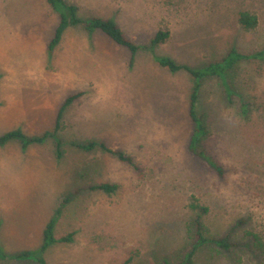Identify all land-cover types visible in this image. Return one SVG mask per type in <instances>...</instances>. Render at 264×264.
<instances>
[{
    "label": "rangeland",
    "instance_id": "rangeland-1",
    "mask_svg": "<svg viewBox=\"0 0 264 264\" xmlns=\"http://www.w3.org/2000/svg\"><path fill=\"white\" fill-rule=\"evenodd\" d=\"M79 17L115 20L140 48L134 60L99 30L71 27L49 55L59 15L48 0H0V137L52 136L0 145V247L9 264H264V59L236 63L226 100L204 84L198 114L210 134L190 150L195 79L159 58L201 70L232 49L264 50V0H68ZM256 15L246 31L239 13ZM170 39L150 42L158 30ZM226 91V90H225ZM84 92L58 115L69 96ZM91 142L123 151L136 171ZM118 185L107 194L90 187ZM65 200H67L65 202ZM198 207V209H196ZM195 208V209H194ZM201 208L208 209L205 214ZM59 215V216H58ZM74 233L42 251L45 229ZM202 224L206 242L188 262ZM5 243V244H4ZM10 247L7 252L4 248ZM7 247V248H8ZM31 256L17 259L21 253Z\"/></svg>",
    "mask_w": 264,
    "mask_h": 264
},
{
    "label": "trees",
    "instance_id": "trees-1",
    "mask_svg": "<svg viewBox=\"0 0 264 264\" xmlns=\"http://www.w3.org/2000/svg\"><path fill=\"white\" fill-rule=\"evenodd\" d=\"M48 2L53 8V10L59 15V24L56 28L54 37L48 46V52L50 56L62 42L63 37L67 32V30L71 27H76L79 25H84L86 30L91 33L96 30L101 31L118 46L127 49L132 56V60H134L135 55L139 52L140 50L139 46L130 37L127 36L123 28L115 20L102 18V17H92L88 20H83L79 17V7L69 2L68 0H48ZM238 23L244 30L252 31L258 27L259 20L256 15H253L249 12H240ZM170 37H171L170 31H163L161 29L158 30L150 42V48L160 46L161 44L167 42L170 39ZM258 58L264 59V50L252 56H247L241 54L236 49H232L221 61L212 62L207 67L201 70H195L185 64L184 65L178 64L174 60L167 57L158 59L159 65H161L164 68H167L169 71L175 73L184 70L188 72L195 79V87L190 98L189 117L190 120L195 124L196 130L190 142L191 144L190 150L196 156L209 161L210 164L220 174H222L221 167L217 166L214 162H212L203 151H199V145L201 144L202 139L206 136H209L210 134L209 126L206 123L205 116L198 114L199 98L201 96V91L203 89L204 84H207L206 82L217 79L220 81V88H223V91L226 94V99H227L226 101L228 103H231L229 99V96H232L230 93L231 91L228 92L227 90L233 89L235 91V87L230 86L226 88V86H229V82L232 84L234 75L231 76V74L234 71V67L236 63L241 60L258 59ZM83 95L84 92H79L77 94L69 96L60 109L58 119L59 120L61 119L62 115L64 114V111L67 109L68 106H70L75 100L81 98ZM50 136H52V134L46 133L43 137L29 138L21 130H16L2 135L0 137V145L6 144L7 142L13 140H17L22 143L23 147H27L34 143H42L45 139H47ZM97 147H100L102 150L106 151L111 155L117 156L121 162L130 165L136 171L140 170V167L138 166L135 159L123 151L110 148L105 144L99 145L96 142H91L88 145L81 146L82 149L87 151H91ZM118 188H119L118 185L109 184V183H104L101 185H95L90 187L91 190H101L103 192H106L107 194H113L118 190ZM66 201L67 200H65V202ZM194 207L196 208V206ZM196 209H198V207ZM201 211H203V213L205 214L206 212H208V209L201 208ZM55 224H56V220L52 219L45 229L42 251H46L49 246L55 243H69L73 241L74 233H71L67 237H63L59 240L55 239V237L53 236ZM197 226H199L200 228L199 232H197V237L200 242L194 244V248L190 251L189 255H187L188 262L192 263V260L196 255V252L199 250V247L206 242L214 243L223 248L230 247L226 239H217L214 237L205 236L203 234L202 224L200 221L197 222ZM254 238L256 242L255 243L256 247L264 255V243L259 238V236L255 235ZM30 256L31 254L27 252L21 254L19 253L15 257L17 259H24ZM0 258H6V254L2 251L1 247H0ZM129 262L130 260L125 264H128ZM39 263L46 264V262L43 259H40Z\"/></svg>",
    "mask_w": 264,
    "mask_h": 264
},
{
    "label": "crops",
    "instance_id": "crops-1",
    "mask_svg": "<svg viewBox=\"0 0 264 264\" xmlns=\"http://www.w3.org/2000/svg\"><path fill=\"white\" fill-rule=\"evenodd\" d=\"M5 244V243H4ZM3 244V246H6V248H4L7 252H9V251H11V249H10V247H8V245H4ZM43 245V244H42ZM8 247V248H7ZM9 262V260L8 259H0V264H9L8 263ZM12 264H14V263H12ZM16 264V263H15ZM18 264V263H17Z\"/></svg>",
    "mask_w": 264,
    "mask_h": 264
}]
</instances>
